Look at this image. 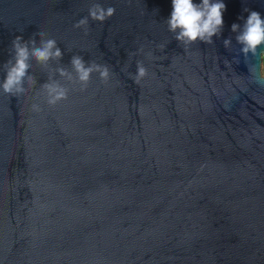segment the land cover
<instances>
[{
	"label": "water",
	"instance_id": "1",
	"mask_svg": "<svg viewBox=\"0 0 264 264\" xmlns=\"http://www.w3.org/2000/svg\"><path fill=\"white\" fill-rule=\"evenodd\" d=\"M223 2L221 35L185 46L171 0H0V81L39 31L64 53L51 68L111 73L83 90L54 73L69 92L49 105L33 60L32 88L0 89V264H264V47L245 58L231 30L264 0ZM94 3L116 11L85 34Z\"/></svg>",
	"mask_w": 264,
	"mask_h": 264
},
{
	"label": "clouds",
	"instance_id": "2",
	"mask_svg": "<svg viewBox=\"0 0 264 264\" xmlns=\"http://www.w3.org/2000/svg\"><path fill=\"white\" fill-rule=\"evenodd\" d=\"M131 2V0H129ZM172 11L170 17L166 20L168 30L174 33V39L182 45L188 46L197 41L212 44L213 37H219L222 33L224 20L223 12L226 10V4L223 0H171ZM116 9L113 6L103 7L100 3H94L88 9V16L79 19L75 24V28H83L87 34L89 28V17L92 20L103 22L115 14ZM244 20L243 25L233 23L231 25L232 32L237 33L235 40L241 45L240 52L245 58L251 54L255 57L262 47H264V18L258 11H251ZM36 36H39V43ZM232 44L231 37L223 40L225 48H229ZM161 48L164 46L161 45ZM143 52V47L139 49ZM264 51H259V55ZM64 53L58 46L55 38H48V34L44 31L35 33L29 40H24L21 35H17L12 40V55L4 63L3 68L5 76L0 81V89L4 93L11 96H19L25 94L29 88L36 84L35 77L30 74L34 60L38 65L45 69H49L48 81L41 85L46 93L47 103L55 105L61 100L67 99L69 89L60 81L53 78L54 73H58L60 77L71 83H78L81 90L85 89L91 80L92 74L98 73L99 78L107 82L110 79V69L105 64H99L95 61L86 62L79 55H73L70 60L71 69L60 66L56 68L50 67V61H60ZM134 55V53L130 54ZM147 56L151 57L152 52H148ZM147 68L142 61H137V71L133 77L135 83L147 76ZM260 80H264V75L259 76ZM34 111H40V105L34 103L32 105Z\"/></svg>",
	"mask_w": 264,
	"mask_h": 264
},
{
	"label": "rangeland",
	"instance_id": "3",
	"mask_svg": "<svg viewBox=\"0 0 264 264\" xmlns=\"http://www.w3.org/2000/svg\"><path fill=\"white\" fill-rule=\"evenodd\" d=\"M261 71H262V75H264V59H263V62H262V69H261Z\"/></svg>",
	"mask_w": 264,
	"mask_h": 264
}]
</instances>
